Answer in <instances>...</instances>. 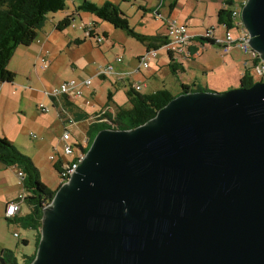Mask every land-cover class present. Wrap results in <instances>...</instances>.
<instances>
[{"label": "water", "instance_id": "obj_1", "mask_svg": "<svg viewBox=\"0 0 264 264\" xmlns=\"http://www.w3.org/2000/svg\"><path fill=\"white\" fill-rule=\"evenodd\" d=\"M241 7L264 63V0ZM39 236L28 264H264V81L180 94L133 130L96 133Z\"/></svg>", "mask_w": 264, "mask_h": 264}, {"label": "rangeland", "instance_id": "obj_2", "mask_svg": "<svg viewBox=\"0 0 264 264\" xmlns=\"http://www.w3.org/2000/svg\"><path fill=\"white\" fill-rule=\"evenodd\" d=\"M90 1L99 5L102 0ZM125 1L121 2L124 4L120 7L128 16L131 26L135 27L134 15L136 14V9L131 4H125L131 2V0ZM241 1L243 2L245 0H234L235 5H239ZM61 14V12L48 14L43 28L37 30V38L32 46L29 48L19 46L17 48L13 54L15 56H12L13 59H10L7 68L11 72L17 71L18 74H15L12 83L0 84V138H5L21 154L33 160L32 162L39 172L41 183L51 191L57 190L60 180L52 168L51 162L48 160V156L54 154L51 150L50 143L55 144L61 136V130L63 128L47 94L64 81L70 79L76 80L77 78H92V86L85 89L84 94L94 91L95 104L102 106V103L106 102V91L109 83L106 80L96 79L94 76L96 70L104 66L112 57L114 59L116 54L123 56L124 62H129L131 68H133L135 66L134 57L143 52V46L139 42L127 37L123 30L114 29L106 22L99 21L100 25L97 31H107L109 34L108 37L114 45L112 50L109 49V41L105 37L100 44H97L90 38H85L80 21H87L89 17H82L81 20L76 18L71 26L66 28L67 30L65 32H58L55 30L54 25L61 19ZM89 27L91 28V25L85 26V30ZM136 29L139 30V28ZM92 30L94 31L93 28ZM101 34L99 33V35ZM68 35L73 38H85V41L74 52H71L67 46ZM211 50L205 54H213V56L214 54L221 55V50L218 47L214 48L213 51ZM20 56H24L25 61L29 62L30 69H25L23 64L19 62ZM42 56L47 62V68L45 70L42 69L41 63L38 60ZM246 59L248 60L249 58L247 57ZM81 65H84L83 70H81ZM30 73H32L31 76ZM200 85L204 88L202 83ZM111 99L114 100L113 97ZM115 101L118 103V106L126 102L123 101V96L120 91H117ZM40 104L46 106L49 112L39 113L38 107ZM109 104L113 108L116 107L113 103ZM89 123L87 121L83 124L84 128L81 130V134L86 133V129L90 125ZM68 128H71V131L74 133L72 130L73 126H68ZM95 135L96 133L92 134L91 143ZM74 137V140L81 138L78 134H74ZM91 143L88 147H90ZM56 155L62 156L61 146H59ZM67 159L70 160L71 158L69 157ZM4 181H6L5 178ZM17 182H19L18 178ZM0 188H2V182H0ZM14 188L16 190L23 189L18 184ZM28 213L29 208L27 203L22 204L21 222L27 225L29 224L25 220V217ZM28 231L30 234V236H27L29 246L26 247L21 242L22 236H25L24 231L15 229L12 221H7L4 218L3 203L0 201V250L7 249L14 252L16 260L22 263V256L31 255L35 248L34 237L32 236L34 230ZM13 233L19 234L20 236L16 238L13 236Z\"/></svg>", "mask_w": 264, "mask_h": 264}, {"label": "crops", "instance_id": "obj_3", "mask_svg": "<svg viewBox=\"0 0 264 264\" xmlns=\"http://www.w3.org/2000/svg\"><path fill=\"white\" fill-rule=\"evenodd\" d=\"M83 1L93 3L90 0H66V9L61 12L62 17L57 21V23L65 17L71 18V24L75 21L76 18H79V20H81L82 17H89L87 21L81 20L80 23H82V26L91 25V28L89 27L87 29L92 30L93 28L95 32L92 30L93 32L90 35L85 34L84 32V37L90 38L96 42L95 36L99 35V33H102L105 38H107V41H109V49L112 50L114 48V45L110 41L107 31H97L100 25V20L88 13H83L77 10V8L82 4ZM104 1L105 0L100 1L98 6H100ZM109 1H111L113 4H116V6H118L119 9L126 15V13L120 7L124 4L121 2H126L125 0ZM241 2L239 4H241ZM125 4H131V6H134L136 9V14L134 15L135 27L131 26L128 16L126 15L130 27H132L135 32L149 37L163 36V19L174 18L178 22L184 23L186 25L192 35V39L188 46L187 56L181 57L176 54L168 53L166 50L160 48L158 50L156 59L150 63L149 68L138 73H135V70L138 68L139 58L146 52V47L144 45L141 44L143 46V52L137 54L134 57L135 66L133 68H131V64L129 62H124L123 56L116 54L114 59H112V57L111 60L108 61L104 66H111L114 72L113 75L104 78H95L108 81L109 86L107 87L106 97L108 93H111V97L114 98V100L112 99L113 105L116 106L118 104L115 101V95L117 91H120L123 96V101H126L125 92L134 82L143 83L142 93L144 94H151L157 90L164 89L169 91L172 95L177 96L181 94V86H186L194 91L195 89H198L199 91L221 93L238 88L242 74L246 70L252 71L253 63L249 59L248 62V60L246 59L247 57H245L237 48H231L228 54H223L222 51L221 55L214 54L213 56V54H205L210 49H212L211 51H213V49L216 47L221 50L220 46H216L199 39L206 30H212L213 39H223L224 27L216 23L217 11L222 7L221 0H131V2ZM56 24L54 25V28ZM71 24L69 26H71ZM43 26L40 29H42ZM66 28L58 32H65L67 30ZM136 28H139V30H137ZM85 38H73L68 35V49L71 52H74L77 47L85 41ZM32 44L28 46V48L31 47ZM116 57H121L120 63H116ZM19 62L23 64V67L25 69H30V64L28 61H25L24 56H20ZM170 64L175 67L174 72L171 71ZM84 65H81V70H83ZM14 73L16 75L18 74L17 71H14ZM31 74L32 73H30V76ZM82 79L83 78H77L76 80ZM201 83L204 85V88L200 85ZM94 98L95 92L91 91L88 94H84L82 98L74 100L70 103L61 101V108L54 107L53 109L57 114L61 109L66 110L67 113L70 114L75 121V124L72 128L74 133H72L78 134V136H80L81 138L84 136L87 137L88 129H86L85 134H81V130H83V124L85 122H90L89 119L91 116L101 112H104V114L115 113V108H113L111 104H106V102H104L102 103V106L96 105L94 102ZM126 103L127 101L124 104H120V106H125ZM60 137L57 139L55 144L50 143L53 153L55 149H57L58 151L59 146H61L62 144ZM56 157L59 156L56 155ZM50 164L52 168L53 165H55L52 162ZM17 172L18 169L15 165L5 166L0 163V182H2V188H0V201L3 203V216L7 203L13 201L18 193L23 190L25 191V189L23 188V184L21 185L23 188L21 190H16V188H14L16 184H18ZM4 178L6 179V181H4ZM21 205L19 212L17 213L15 218L11 219V221L14 224L15 229L24 231L25 236H22L21 242L25 241L22 244L23 246L28 247L29 239L27 238V236H30L28 230L32 229L26 223L21 222ZM39 233L40 232L37 230V232L34 231L32 234V236L34 237V246L37 240V234ZM14 234L16 233H13V236ZM16 235V238L20 236L19 234ZM26 256L27 255H23L22 259L24 260Z\"/></svg>", "mask_w": 264, "mask_h": 264}, {"label": "trees", "instance_id": "obj_4", "mask_svg": "<svg viewBox=\"0 0 264 264\" xmlns=\"http://www.w3.org/2000/svg\"><path fill=\"white\" fill-rule=\"evenodd\" d=\"M221 2L222 7L217 11L216 23L226 30L232 29L231 11L236 6L235 2L234 0H221ZM65 9L66 0H0V84L14 81L15 73L8 70L7 65L15 50L19 46L28 47L36 40L37 30L46 22L48 14L62 12ZM77 10L88 13L101 22L108 23L114 29L123 30L126 36L144 45L146 50H159L168 43V39L164 35L149 37L135 32L130 27L126 15L109 0H105L100 6L83 1ZM70 19V17H65L56 24L55 29L62 31L71 24ZM199 39L219 46L214 39L203 37ZM258 61L259 57L253 61V65H257ZM170 68L172 72L175 71L172 64H170ZM251 73L252 71L246 70L242 74L240 78L242 88H249L255 83ZM188 92H199V90L195 89L194 91L186 86H181V94ZM177 96L164 89L151 94H144L129 88L125 92L127 105H116L114 114H103V117L111 124L110 126L104 123L90 124L87 132L89 144L91 143L92 134L101 130L112 127L119 131H128L149 122L160 109ZM109 103H113L111 93H108L106 97V104ZM0 163L5 166L15 165L24 174L22 184L27 196L22 203H27L29 208L25 220L31 229L37 232L41 224L42 209L52 201L56 190L51 191L41 183L39 172L32 160L21 154L5 138H0ZM53 169L60 174L59 164L53 165ZM39 238L40 236L37 234L33 254L26 256L22 263L16 260L14 252L7 249L0 250V259L5 264L30 263L35 257Z\"/></svg>", "mask_w": 264, "mask_h": 264}, {"label": "built area", "instance_id": "obj_5", "mask_svg": "<svg viewBox=\"0 0 264 264\" xmlns=\"http://www.w3.org/2000/svg\"><path fill=\"white\" fill-rule=\"evenodd\" d=\"M244 2V1H243ZM241 4L236 5L232 8L231 16L233 20L232 29L226 30L224 28V36L222 40H216L218 45L221 48L223 54H228L231 48H237L243 55L247 56L249 60L253 63V61L258 57L257 53L252 51V49L246 44L249 40V36L247 31L245 30L241 18ZM164 20V36L168 39V43L161 47L162 49L170 52L171 54H176L178 56H187L188 54V46L192 39V35L189 32L188 28L184 23H180L174 18H167ZM85 34H91V29L85 30V25L82 26ZM212 30H206L201 37L213 39L211 37ZM96 43L100 44L104 35H96L95 36ZM158 50L149 49L139 58L138 68L135 70V73H138L142 70H146L149 68L150 63L154 61L157 57ZM41 63V67L43 70L47 68V62L45 58L42 56L39 59ZM116 63L121 62V57L115 58ZM113 70L111 66H102L99 67L95 72V77H107L113 75ZM252 76L254 82H262L264 81V63L262 61H258L257 65H252ZM120 79V77H119ZM92 78H86L82 80H74L70 79L68 81H64L60 83L57 87L53 88L47 95L52 102L53 108L60 107L61 101L64 102H72L84 96V90L90 88L92 86ZM130 88L136 92H142L143 83L142 82H134L130 86ZM61 108V107H60ZM39 113H48L49 109L40 104L38 107ZM104 112L95 114L90 117L89 121L91 123H104L106 125H111L109 121L103 117ZM58 119L60 120L63 131L60 137L61 140V154L62 156L56 157L57 149L54 150V154L49 156V160L53 164L60 165V174L57 173L58 178L60 180V184L66 183L68 179L71 177V174L74 168L81 163L83 160L85 153L89 146V137H82L80 139L74 140V134L68 126H74L75 121L73 117L67 113L66 110H59ZM111 129H113L111 127ZM35 138L34 135H32ZM71 158L68 160L67 158ZM18 177V185H22V181L24 178V174L21 171L17 172ZM26 191H21L17 194L16 198L9 202L5 208L4 216L6 219L10 220L15 218L17 213L20 210V205L26 198ZM40 232V227L38 228ZM14 237H17L14 234Z\"/></svg>", "mask_w": 264, "mask_h": 264}, {"label": "bare ground", "instance_id": "obj_6", "mask_svg": "<svg viewBox=\"0 0 264 264\" xmlns=\"http://www.w3.org/2000/svg\"><path fill=\"white\" fill-rule=\"evenodd\" d=\"M19 171V170H18ZM18 178V177H17ZM11 202V201H10ZM8 204V203H7ZM7 206V205H6ZM8 220V219H7ZM11 220V219H10Z\"/></svg>", "mask_w": 264, "mask_h": 264}]
</instances>
